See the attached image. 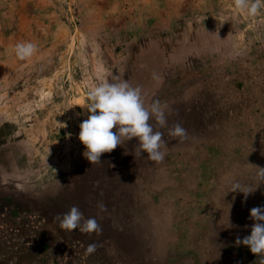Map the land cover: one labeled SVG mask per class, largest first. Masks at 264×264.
<instances>
[{
	"label": "rangeland",
	"instance_id": "rangeland-1",
	"mask_svg": "<svg viewBox=\"0 0 264 264\" xmlns=\"http://www.w3.org/2000/svg\"><path fill=\"white\" fill-rule=\"evenodd\" d=\"M20 42L38 51L19 60ZM119 79L141 87L145 107L166 103L169 128L187 129L184 142L158 129L162 163L137 156V138L99 163L83 156L80 105ZM243 152L246 163L232 159ZM263 158L264 0L255 16L234 0H0V200L49 221L74 205L96 217L102 234H81L97 244L91 256L237 264L253 201L230 190L258 181Z\"/></svg>",
	"mask_w": 264,
	"mask_h": 264
},
{
	"label": "clouds",
	"instance_id": "clouds-1",
	"mask_svg": "<svg viewBox=\"0 0 264 264\" xmlns=\"http://www.w3.org/2000/svg\"><path fill=\"white\" fill-rule=\"evenodd\" d=\"M235 7L246 11L248 16H255L261 8V0H234ZM13 51L19 60L31 58L38 46L33 42H20L14 45ZM153 79L160 81L161 77L153 73ZM87 110L88 116L80 125L78 138L85 146L83 156L91 163H99L103 153L113 151L132 138H137L136 155L143 156L155 163H162L166 156L167 141L164 132L167 129L172 139L184 142L188 138L187 129L179 122L168 127L166 114L167 104L153 101L145 107L140 86H132L125 79L118 82L103 80L87 91L85 103L80 105ZM155 120V127L150 122ZM115 129V131H113ZM165 149V150H162ZM259 180L256 187L264 183V168H258ZM58 183H60L57 180ZM255 187V188H256ZM249 187L246 191L239 184L233 185L230 191H240L244 198L255 190ZM99 212L107 211L102 202L97 204ZM250 218L254 221L250 234L237 238V245L247 246L251 253L264 257V206H256L249 210ZM56 219L62 230L71 233L78 229L81 233L97 236L102 234V227L96 217L85 218L78 206H72ZM97 249L96 243H90L84 248L85 257ZM264 264V260H262Z\"/></svg>",
	"mask_w": 264,
	"mask_h": 264
},
{
	"label": "crops",
	"instance_id": "crops-1",
	"mask_svg": "<svg viewBox=\"0 0 264 264\" xmlns=\"http://www.w3.org/2000/svg\"><path fill=\"white\" fill-rule=\"evenodd\" d=\"M253 182L257 184L256 179ZM249 198L253 205L246 210L248 220L242 227L248 235L254 223L249 210L264 206V183ZM81 234L78 229L71 233L62 230L56 217L49 221L37 210L17 208L0 200V264H108L100 257H85L84 248L89 243ZM262 260L264 257L251 253L247 246L233 256L237 264H262Z\"/></svg>",
	"mask_w": 264,
	"mask_h": 264
},
{
	"label": "trees",
	"instance_id": "trees-1",
	"mask_svg": "<svg viewBox=\"0 0 264 264\" xmlns=\"http://www.w3.org/2000/svg\"><path fill=\"white\" fill-rule=\"evenodd\" d=\"M224 128L222 127V130H223ZM231 130H235V128H233V129H231ZM244 144H245V142H244ZM243 144V146H245ZM204 145H207L208 147H209V145L208 144H204ZM230 145V144H229ZM249 146H250V143H249ZM241 147L242 146H239V145H237V146H233L232 148H231V150L232 151H236V150H238V151H241ZM254 146L253 145H251V147H249V149H252ZM246 156H247V153L245 152H243L240 156H236L237 158H235V156H233V158L232 159H240V160H243L244 162L247 160V158H246ZM232 157V156H231ZM221 159V158H220ZM261 161H263V164H264V158L261 160ZM246 163V162H245ZM263 164L261 165V164H258L257 166H258V168H264L263 167ZM244 166V165H243ZM242 166V167H243ZM257 171L259 172V169H257ZM257 172V173H258ZM247 174H249V172L247 171V173L245 174V175H247ZM243 184H245L246 182H247V184H248V186H247V188H249V187H256V183H254V182H250V181H248L247 179H244L243 181H241ZM243 186V185H242Z\"/></svg>",
	"mask_w": 264,
	"mask_h": 264
}]
</instances>
